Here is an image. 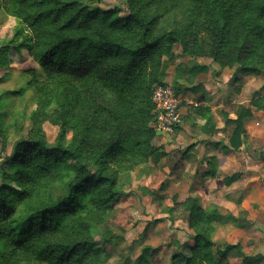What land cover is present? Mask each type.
Returning <instances> with one entry per match:
<instances>
[{
	"label": "trees",
	"instance_id": "16d2710c",
	"mask_svg": "<svg viewBox=\"0 0 264 264\" xmlns=\"http://www.w3.org/2000/svg\"><path fill=\"white\" fill-rule=\"evenodd\" d=\"M98 1L6 3L19 27L1 47L26 49L45 78L36 83L32 127L0 161V264H94L113 242L104 223L121 194L119 174L165 156L154 143L152 93L166 84L174 48L264 78V0H125V19ZM54 103L62 130L49 143L39 121ZM65 161L71 179L46 194ZM181 204L193 244L174 252L172 264H223L229 255L264 263L238 243L215 244L223 218L215 205L203 207L197 195Z\"/></svg>",
	"mask_w": 264,
	"mask_h": 264
},
{
	"label": "crops",
	"instance_id": "0c3cea01",
	"mask_svg": "<svg viewBox=\"0 0 264 264\" xmlns=\"http://www.w3.org/2000/svg\"><path fill=\"white\" fill-rule=\"evenodd\" d=\"M166 79L186 101L180 127L158 136L165 156L156 164L217 207V228L230 229L224 242L264 255V78L182 55Z\"/></svg>",
	"mask_w": 264,
	"mask_h": 264
},
{
	"label": "rangeland",
	"instance_id": "374dc122",
	"mask_svg": "<svg viewBox=\"0 0 264 264\" xmlns=\"http://www.w3.org/2000/svg\"><path fill=\"white\" fill-rule=\"evenodd\" d=\"M7 1L0 0V161L11 154L15 141L25 136L32 127L38 103L36 83L45 78L40 65L30 57L26 49L6 53L1 47L19 27V21L5 9ZM97 4L104 9L118 8L120 18L128 17L125 0H99ZM173 52L175 57L169 64V72L173 70L176 56L183 55L176 48ZM165 83L174 87L166 78ZM70 105L72 107L65 108L73 110L74 103ZM45 114L40 116L39 124L45 139L53 143L62 130L60 123L56 122L60 115L57 103L50 106ZM72 133V130H66L65 136L71 139ZM161 135L165 134L154 138L157 146L158 136ZM12 170L13 167L7 169ZM72 172L71 161L57 165L46 194H59L71 179ZM177 177L171 171L165 172L152 161L119 174L121 194L104 223L105 227H112L117 236L112 243L100 246L101 252L94 264H172L171 256L174 252L183 251L184 244H193L190 239L193 231L187 225L181 203L188 195L196 194L192 191L186 194L182 182L176 180ZM207 203L208 198H205L204 205ZM229 230L217 228L212 237L215 244L227 243L224 240ZM144 248H147L145 252ZM228 257H231V262ZM228 257L223 264H245L238 257Z\"/></svg>",
	"mask_w": 264,
	"mask_h": 264
},
{
	"label": "built area",
	"instance_id": "2783aa9c",
	"mask_svg": "<svg viewBox=\"0 0 264 264\" xmlns=\"http://www.w3.org/2000/svg\"><path fill=\"white\" fill-rule=\"evenodd\" d=\"M152 101L154 104L152 128L155 134L175 133L182 124L180 106L186 100L177 94L172 85L162 84L154 88Z\"/></svg>",
	"mask_w": 264,
	"mask_h": 264
}]
</instances>
